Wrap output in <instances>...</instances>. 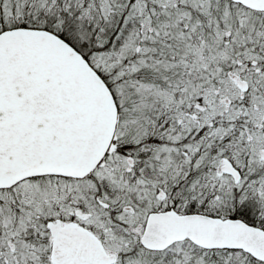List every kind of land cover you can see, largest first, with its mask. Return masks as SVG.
Returning a JSON list of instances; mask_svg holds the SVG:
<instances>
[{"label": "snow or ice", "instance_id": "snow-or-ice-1", "mask_svg": "<svg viewBox=\"0 0 264 264\" xmlns=\"http://www.w3.org/2000/svg\"><path fill=\"white\" fill-rule=\"evenodd\" d=\"M0 264H264V0H0Z\"/></svg>", "mask_w": 264, "mask_h": 264}]
</instances>
